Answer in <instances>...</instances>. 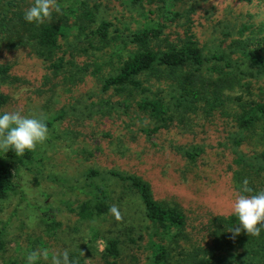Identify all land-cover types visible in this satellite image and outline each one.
I'll use <instances>...</instances> for the list:
<instances>
[{
    "label": "rangeland",
    "instance_id": "rangeland-1",
    "mask_svg": "<svg viewBox=\"0 0 264 264\" xmlns=\"http://www.w3.org/2000/svg\"><path fill=\"white\" fill-rule=\"evenodd\" d=\"M5 1L0 0V5ZM18 1L22 8L32 2ZM86 1L97 6L94 27L103 18L115 25H131L134 22L130 13L137 16L125 0ZM154 6L152 3L146 7ZM191 7L192 29L207 44L214 37H223L222 30L237 34L243 24L250 26L244 29L245 35L254 30L259 34L264 16V0H179L173 6L170 16L175 17L166 32H182L184 13ZM72 39V34L66 41L60 39L61 50L67 53L66 64L58 74L49 71L30 49H8L0 39V64L10 66L9 76L0 87L9 98L0 112L22 110L23 115H43L47 120L58 117L48 127L49 138L34 151L38 159L34 171L21 168L14 178L21 192L10 193L1 201L0 229L5 244L0 250V264H26L27 254L38 248H47L50 253L67 249L74 264H109L103 257V243L117 233L130 234L133 240L123 237L114 264H146L151 250V223L139 217V206L131 191L109 171L140 175L152 184L158 200L177 204L184 211L185 233L178 245L169 244L172 260L180 251L190 252L207 244L211 219L230 213L231 203L240 193L228 169L235 156L226 137L231 123L217 116L211 123L202 119L205 125H195L193 133L205 135L194 141L205 143L206 150L197 163L184 161L171 150L173 144L191 141V133L183 130L182 123L147 136L139 130L141 123L135 105L125 108L122 95L115 94L113 89L102 91V78L121 61L120 55L108 56L112 46L95 39L94 44L100 49L89 48L86 42L76 49ZM94 62L98 65L94 66ZM73 63L86 64L95 72L83 82H72L68 71H74ZM243 90L236 88L233 93L245 94L244 99H259L264 95V80H253L250 93ZM143 123L153 126L147 119ZM206 129L216 134L210 137ZM253 130L245 133L241 143L246 154L264 149V135ZM89 169L101 173L96 182L106 186L110 206H118L121 221L110 212L92 218L78 215L79 203L91 199L88 188L81 189ZM25 176L30 179L26 181ZM261 177L264 180V172ZM50 218L57 226L50 227L45 220ZM38 262L47 264L43 260Z\"/></svg>",
    "mask_w": 264,
    "mask_h": 264
},
{
    "label": "trees",
    "instance_id": "trees-1",
    "mask_svg": "<svg viewBox=\"0 0 264 264\" xmlns=\"http://www.w3.org/2000/svg\"><path fill=\"white\" fill-rule=\"evenodd\" d=\"M178 1L125 0V4L137 13L136 17L132 13L129 15L133 24L122 22L115 25L103 18L94 27L97 6L89 5L86 0H58L61 13H53L52 22L41 25L24 20L26 8H22L18 0H6L0 5V39L8 49H30L55 74L60 73L66 64L64 57L67 52L61 50L60 39L66 41L72 34L76 49L85 42L89 48L100 49L95 46V39L104 45H111L108 56L120 55L121 61L102 78L101 89H113L115 94L122 95L125 108L135 105L141 132L151 136L163 128L182 123L183 130L191 133V141L173 144L171 150L184 161L195 164L205 152L206 144L194 141L205 135L193 133L194 129L205 125L203 120L211 123L214 116L222 117L232 125L226 137L231 141L230 147L235 155L228 169L236 189L241 192L242 182L247 178L253 194L264 190L261 177L264 172V149L252 154H246L241 149L247 131L259 130L264 135V95L254 100L244 99L247 97L245 94L233 93L236 88L250 93L253 80H264V16L260 21L259 34L254 30L245 35L244 29L250 26L243 24L237 34L222 30L223 37H214L211 44H207L192 29L193 7L184 13L186 20L182 24L185 26L182 32H166L172 26L170 22L175 14L173 17L170 15ZM151 2L155 6L146 7ZM80 52L84 53L83 50ZM122 52L124 56L121 57ZM73 66L74 71H68L72 82H83L95 72V68L91 70L86 64L73 63ZM9 70V65L0 64V87L9 76ZM8 98L0 88V110ZM57 119L46 120L48 127ZM144 119L151 121L153 126L144 124ZM206 131L210 137L216 134L208 129ZM37 161L34 151L19 157L11 150L6 154L3 151L0 153V211L3 199L10 193L21 192L14 180L20 169L34 171ZM109 173L125 183L139 206V217L151 223V250L146 264H173V260L174 264H264V228L259 236H248L242 231L233 238L229 230L238 224V220L231 212L211 219L207 244L199 245L190 252L180 251V255L175 259L173 255L172 260L173 249L169 244L178 245L185 233L187 218L184 211L177 204L158 200L152 184L140 175L119 171ZM100 174L96 169H89L84 174L81 189L84 191L87 187L86 192L91 199L79 203L77 213L81 218L109 212L111 206L107 188L96 182ZM45 220L50 227L58 224L53 218ZM124 236L133 240L132 235L127 233H117L104 240L103 257L109 264L115 263ZM4 244L5 235L1 228L0 250Z\"/></svg>",
    "mask_w": 264,
    "mask_h": 264
},
{
    "label": "clouds",
    "instance_id": "clouds-1",
    "mask_svg": "<svg viewBox=\"0 0 264 264\" xmlns=\"http://www.w3.org/2000/svg\"><path fill=\"white\" fill-rule=\"evenodd\" d=\"M53 13H61L58 0H32L23 18L28 23L41 25L51 23ZM46 120L47 117L43 115H23L22 110L0 113V151L6 154L11 150L17 157L35 151L37 145L44 144L49 138ZM24 179L27 181L30 177L25 176ZM109 212L117 221L123 219L118 206L112 205ZM231 213L238 220V224L229 230L233 238L242 231L248 236H259L264 228V190L253 194V188L249 187V181L245 178L241 192L236 194L231 203ZM29 223L32 226V222ZM40 260L47 264H74L67 249L50 253L47 248H38L28 253L26 264H38Z\"/></svg>",
    "mask_w": 264,
    "mask_h": 264
}]
</instances>
